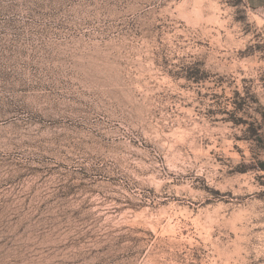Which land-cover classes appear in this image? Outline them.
Masks as SVG:
<instances>
[{
  "label": "rangeland",
  "instance_id": "1",
  "mask_svg": "<svg viewBox=\"0 0 264 264\" xmlns=\"http://www.w3.org/2000/svg\"><path fill=\"white\" fill-rule=\"evenodd\" d=\"M9 112L0 264H264V8L0 0Z\"/></svg>",
  "mask_w": 264,
  "mask_h": 264
},
{
  "label": "bare ground",
  "instance_id": "2",
  "mask_svg": "<svg viewBox=\"0 0 264 264\" xmlns=\"http://www.w3.org/2000/svg\"><path fill=\"white\" fill-rule=\"evenodd\" d=\"M15 116L16 114L10 112L6 114H0V138H3L0 140V142L4 140L6 141L8 139L6 137L7 133L12 130L15 126Z\"/></svg>",
  "mask_w": 264,
  "mask_h": 264
},
{
  "label": "crops",
  "instance_id": "3",
  "mask_svg": "<svg viewBox=\"0 0 264 264\" xmlns=\"http://www.w3.org/2000/svg\"><path fill=\"white\" fill-rule=\"evenodd\" d=\"M254 8H264V0H246Z\"/></svg>",
  "mask_w": 264,
  "mask_h": 264
},
{
  "label": "trees",
  "instance_id": "4",
  "mask_svg": "<svg viewBox=\"0 0 264 264\" xmlns=\"http://www.w3.org/2000/svg\"><path fill=\"white\" fill-rule=\"evenodd\" d=\"M260 167H261L262 169H264V162H262V163L260 164Z\"/></svg>",
  "mask_w": 264,
  "mask_h": 264
}]
</instances>
